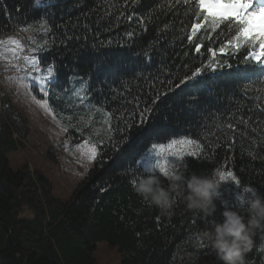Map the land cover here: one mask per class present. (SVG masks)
Listing matches in <instances>:
<instances>
[{"label":"trees","instance_id":"16d2710c","mask_svg":"<svg viewBox=\"0 0 264 264\" xmlns=\"http://www.w3.org/2000/svg\"><path fill=\"white\" fill-rule=\"evenodd\" d=\"M202 1L0 0V37L47 23L39 61L54 78L41 97L97 142L69 197H56L39 169L12 170L7 155L31 126L0 92V264H99L101 242L121 264H264L263 38ZM179 137L198 151L175 169L139 164ZM220 169L254 187L247 205L213 189Z\"/></svg>","mask_w":264,"mask_h":264},{"label":"rangeland","instance_id":"374dc122","mask_svg":"<svg viewBox=\"0 0 264 264\" xmlns=\"http://www.w3.org/2000/svg\"><path fill=\"white\" fill-rule=\"evenodd\" d=\"M255 0H203V7L209 14L245 18L248 27L260 37V49L264 47V7L255 11L250 2ZM46 0H37V5ZM49 27L45 21L17 27L11 33L0 37V92L16 102L25 120L31 126L24 148L9 152L7 158L13 171L23 165L30 170L39 169L49 178L56 197L67 199L77 183L92 165L97 153V142L85 134L78 140L67 124L59 121L50 108L47 91L54 78L51 66L40 65V55L50 49ZM80 131V129H78ZM53 150L52 159L45 154L47 148ZM198 147L191 138H172L163 145H153L138 158L139 164L148 172L161 168L175 169L186 156L195 155ZM52 160V161H50ZM214 190L225 196L226 202L235 206L247 205V199L255 197L251 185H240L228 170L220 169ZM94 256L99 264H121L116 246L106 242L98 244Z\"/></svg>","mask_w":264,"mask_h":264}]
</instances>
